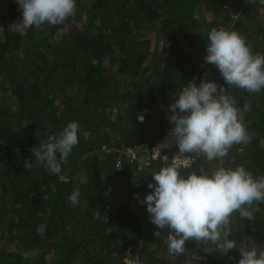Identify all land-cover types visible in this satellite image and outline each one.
I'll return each mask as SVG.
<instances>
[{
    "label": "trees",
    "instance_id": "16d2710c",
    "mask_svg": "<svg viewBox=\"0 0 264 264\" xmlns=\"http://www.w3.org/2000/svg\"><path fill=\"white\" fill-rule=\"evenodd\" d=\"M20 20L16 0H0V264H238V249L221 256L195 241L186 242L184 254H170L140 203L162 161L138 169L123 153L164 139L166 108L190 79L227 87L204 59L212 28L230 25L254 53H264V4L77 0L76 16L63 25L22 36L9 29ZM229 91L238 106L250 103L245 121L255 136L235 146L225 166L244 164L264 175V90ZM71 121L80 125L79 144L61 181L31 149ZM178 151L174 146L169 155ZM233 226L238 245H264V204L254 220L235 214Z\"/></svg>",
    "mask_w": 264,
    "mask_h": 264
},
{
    "label": "clouds",
    "instance_id": "9594fccd",
    "mask_svg": "<svg viewBox=\"0 0 264 264\" xmlns=\"http://www.w3.org/2000/svg\"><path fill=\"white\" fill-rule=\"evenodd\" d=\"M260 2L264 4V0ZM16 3L22 20L13 22L9 29L22 36L29 29H39L45 24L63 25L77 14V0H16ZM207 41L204 59L218 68L227 87L207 78L199 85L193 80L183 86L168 117L174 125L171 137L179 151L171 160L159 156L161 166L151 174L155 183L148 184L152 191L140 203L147 205L151 223L159 229L154 235L167 245L172 255L184 254L186 242L195 241L204 245L206 252L221 256L238 249L241 254L238 264H264V245L247 247L231 238L236 231L235 214L240 220H254L259 205L264 204V175L254 173L244 164L225 166V158L231 160V150L251 144L255 136L245 121L250 103L238 106L236 95L229 90L249 94L264 90V53H254L247 36L230 25L212 28ZM79 132V123L71 121L61 132L31 149L39 164L61 181L65 179L61 175L62 165L79 144ZM156 152L160 153L159 149ZM182 169L192 171L185 177L181 175ZM69 200L73 205L80 202L78 188ZM161 230H167V235Z\"/></svg>",
    "mask_w": 264,
    "mask_h": 264
},
{
    "label": "built area",
    "instance_id": "2783aa9c",
    "mask_svg": "<svg viewBox=\"0 0 264 264\" xmlns=\"http://www.w3.org/2000/svg\"><path fill=\"white\" fill-rule=\"evenodd\" d=\"M193 82V79H190L188 83ZM166 114L169 117L171 114L170 109L168 110L166 108ZM168 125L169 127L167 128L166 131V136L164 139L157 144L153 145L152 147L147 145V144H141L135 148H130L123 153L131 162L132 161H138L140 156H145L147 160L151 161H157L161 160L159 156H168L169 160H171L174 156L169 155V151L171 150L172 147L177 146L174 140L171 137V129L174 127L172 123L168 120ZM157 149H159V152L154 153ZM156 157V158H154ZM121 164V160L118 161L117 166ZM130 263V262H129ZM131 264V263H130Z\"/></svg>",
    "mask_w": 264,
    "mask_h": 264
},
{
    "label": "rangeland",
    "instance_id": "374dc122",
    "mask_svg": "<svg viewBox=\"0 0 264 264\" xmlns=\"http://www.w3.org/2000/svg\"><path fill=\"white\" fill-rule=\"evenodd\" d=\"M194 82H195V80H194ZM150 164H151V162L149 160H147V158L145 156H140L139 160L137 161L138 169H142V168L148 167V166H150ZM193 258H198V257L194 256ZM129 262L131 264H139L137 262H133L132 263V261H130V260H129Z\"/></svg>",
    "mask_w": 264,
    "mask_h": 264
}]
</instances>
